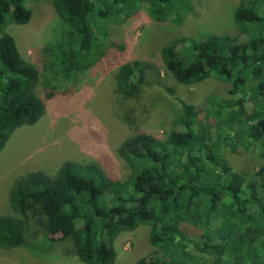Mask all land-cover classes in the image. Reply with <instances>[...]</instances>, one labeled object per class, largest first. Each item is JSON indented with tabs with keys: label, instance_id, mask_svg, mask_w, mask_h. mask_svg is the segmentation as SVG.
<instances>
[{
	"label": "trees",
	"instance_id": "trees-1",
	"mask_svg": "<svg viewBox=\"0 0 264 264\" xmlns=\"http://www.w3.org/2000/svg\"><path fill=\"white\" fill-rule=\"evenodd\" d=\"M26 1L0 0V151L16 129L42 118L57 80L99 60L107 32L103 20L120 22L146 3L165 21L189 0H52L60 31L47 49V74L5 31L9 20L29 22ZM234 18L237 35L183 36L162 52L182 84L210 77L231 83L233 97L206 99L226 131L197 129L199 107L178 97L179 128L165 139L138 132L119 147L133 169L128 180L110 179L98 165L75 161L64 162L53 176L34 170L18 177L9 196L12 212L0 214V247L22 245L35 223L50 241L72 238L82 261L113 264L117 234L146 223L156 248L136 264H264V165L253 175L242 173L213 143L233 149L258 145L264 157V0H240ZM145 69L138 60L121 65L119 91L137 93Z\"/></svg>",
	"mask_w": 264,
	"mask_h": 264
},
{
	"label": "rangeland",
	"instance_id": "rangeland-1",
	"mask_svg": "<svg viewBox=\"0 0 264 264\" xmlns=\"http://www.w3.org/2000/svg\"><path fill=\"white\" fill-rule=\"evenodd\" d=\"M239 2L189 0L185 8L165 21L157 20L144 3L134 15L120 22L103 20L107 32L99 60L72 78L57 80L56 95L48 100L42 118L16 129L0 151V214L12 212L9 196L18 177L34 170L53 176L66 161L94 163L108 178L128 180L133 169L119 147L138 132L165 139L179 128L183 105L178 97L199 107L197 129L226 131L221 117L207 109L206 99L212 94L233 97L231 83L210 77L182 84L168 71L162 52L164 46L183 36L206 32L237 35L240 25L234 11ZM26 4L32 11L29 22L9 20L5 31L16 37L26 58L47 74L44 63L51 57L47 49L60 31L58 13L52 0H27ZM102 35L100 32L99 37ZM135 60L146 65L144 78L139 91L126 96L118 89L117 72L121 65ZM213 143L218 144L226 161L242 173L253 175L264 165L258 145L233 149L224 141ZM188 227L192 235H199L196 227ZM150 232L151 225L146 223L121 230L113 243L117 253L113 264H136L141 257L153 253L156 247L150 241ZM0 264L89 263L78 257L72 238L50 241L34 223L22 245L0 247Z\"/></svg>",
	"mask_w": 264,
	"mask_h": 264
}]
</instances>
